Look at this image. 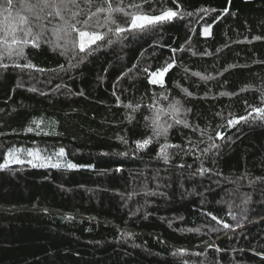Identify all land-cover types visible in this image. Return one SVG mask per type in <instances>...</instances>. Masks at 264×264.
<instances>
[{"label": "trees", "instance_id": "1", "mask_svg": "<svg viewBox=\"0 0 264 264\" xmlns=\"http://www.w3.org/2000/svg\"><path fill=\"white\" fill-rule=\"evenodd\" d=\"M177 2L182 15L172 22L109 33L111 44L97 41L71 67V54L54 47L60 21L47 16L51 9L29 11L38 0H12L5 11L0 0V162L13 147L62 148L75 166L0 170V264H264V120L253 113L227 125L264 107V0ZM80 3L86 12L106 7ZM161 6L176 10L172 0L143 10L159 14ZM20 15L24 28L44 29L23 56L19 45L7 47L24 36ZM112 15L120 26L130 20ZM173 48L183 50L163 85L149 83ZM26 63L35 67L14 66ZM175 101L178 114L169 108ZM157 113L172 125L166 136L153 137ZM33 119L42 120L39 129ZM149 137L146 148L136 147ZM165 143L175 146L165 149L167 162L158 155ZM211 143L218 147L204 153Z\"/></svg>", "mask_w": 264, "mask_h": 264}, {"label": "snow or ice", "instance_id": "2", "mask_svg": "<svg viewBox=\"0 0 264 264\" xmlns=\"http://www.w3.org/2000/svg\"><path fill=\"white\" fill-rule=\"evenodd\" d=\"M83 2L84 4H87L90 7L94 0H83ZM150 3H152V0H139V2H137V0H129V3L126 6L122 7L121 5L123 4V0H115V3L114 0H102V5H106V7H97L95 11L92 12H86L80 3V0H38L37 4L28 5L27 7L29 11H33L37 8L40 12H44L45 9L52 10L51 12L47 13V16L52 17L54 15V17L60 21L58 27L54 29V32L57 34L58 37V42L54 47L62 49L60 52L61 55H67L70 53L71 55L69 59V65L71 67H75L76 64L82 63L88 56H90L94 51H96V49L92 46L96 45L97 48L100 47V45L97 44V41H105L106 36H108L109 33H114L117 37H120L122 34H131L137 30L140 32H147L149 30L155 29L157 26L162 25L164 23L172 22L175 18L182 15L179 11L181 5L177 2V0H172V3L176 6V10L161 6V8L159 9V14L146 13L143 10L144 5ZM228 4H231V0H228ZM11 7L12 0H6L5 11H7ZM127 9H134L135 11L129 12ZM222 11L223 13L227 14L229 9L225 7ZM114 12H123L126 17L130 18V20L126 19L124 22V26H120L119 24H116V20L112 15ZM64 13H69V15L66 16ZM100 13H105L102 19L98 15ZM188 15H191V13H188ZM37 18H39V16H37ZM217 19H219V17ZM18 21L21 25V28L19 30L24 32V36L21 38H17L15 35H13L7 47L9 50H11L12 45H19L16 51L19 55L23 56L24 45L31 43L32 47L39 46V42L44 36V29L42 28L40 32L34 33L31 27L24 28L23 25L26 24L27 21L25 16L22 15L18 16ZM213 23H215V21H213ZM113 24H116L114 29L111 26ZM211 27L212 24H205L202 29L203 33L206 35L210 34ZM101 28H106V31H100ZM29 37H31V41L29 40ZM255 39L258 40L261 39V37H255ZM4 43V40H0V44ZM106 43L111 44L112 40L109 38L106 40ZM182 50L183 49L173 48L171 50L173 52V57L170 58L169 62H167L165 66L158 68L156 71L148 73L149 83L159 82L161 85H163V77L176 66L175 53L177 51ZM81 53L84 55H80ZM72 61H75L76 63L74 64L72 63ZM14 66L29 69L35 67L31 63H26L23 65L16 64ZM0 67H6V65L0 64ZM60 67L63 68L64 66L61 65ZM36 70L41 72L44 71L43 69ZM184 70L185 72H187V69ZM145 71H147V69ZM193 75L200 74L193 73ZM153 77H158L159 80L153 79ZM202 79H211V77H202ZM188 94L191 95V93ZM80 95H83V93H80ZM113 95L115 96L116 93L113 92ZM221 95H224V93H221ZM116 99L117 101H119L120 97L117 96ZM125 107L132 108L133 111H136L140 107V105L137 104L135 107H133L131 104H129L125 105ZM169 108L171 109L173 114H178L180 111L179 101H175L173 104L169 105ZM163 111V109L160 110V112ZM253 113L256 114L257 118L264 120V107H253L251 109V112L248 113V115L238 116L233 119H229L227 122L228 127H233L241 121L247 122L249 118L252 117ZM145 119L147 120L148 117H145ZM41 123L42 120L33 119L31 121V124L36 125L37 129L40 128ZM176 123L179 124L182 123V121L176 120ZM183 123L184 127H189L186 121H184ZM171 127V124L160 123V113H157L152 118L153 137L166 136L168 129ZM25 131L33 132L34 129L29 126L25 129ZM37 134H39V132ZM44 134L47 135L48 133ZM216 138L222 139V133L216 132ZM211 139L212 137H209V140ZM151 142L152 137H149L143 140H138L135 143L138 149H142L146 148ZM168 147L175 146L165 143L161 146L158 152V155H161L166 162L169 159V156L165 152V149ZM217 147V144L211 143L208 148L203 150V152L207 153L211 149ZM27 154L28 156L34 157L35 159H40L38 154H35L31 151H29ZM63 154L64 150L61 148L57 155L63 156ZM23 163H25V161L19 158L15 149H12L5 153L3 162H0V170L7 169L10 164ZM27 163L31 164L32 160H28ZM33 166L35 167L37 165L33 164ZM51 166L58 167V165L55 164ZM67 167L72 168L75 166L72 164H68ZM212 219L215 220L217 224L222 223V221L220 219H217L216 216H213ZM230 227L231 225L223 223V228L227 229ZM209 247H212V245H210ZM217 251H219V249H217Z\"/></svg>", "mask_w": 264, "mask_h": 264}, {"label": "rangeland", "instance_id": "3", "mask_svg": "<svg viewBox=\"0 0 264 264\" xmlns=\"http://www.w3.org/2000/svg\"><path fill=\"white\" fill-rule=\"evenodd\" d=\"M204 34V33H203ZM206 35V34H204ZM19 38V37H18ZM153 79L159 80L158 77H153ZM164 79V77H163ZM155 84H160L159 82ZM15 149L17 151V155L20 159L25 161V164L33 166V164L37 165L35 167H52L51 165L55 164L58 166L67 165V161L65 160L64 156L57 155L60 151H43L42 149L35 148V147H13L10 150ZM9 151V150H8ZM31 151L35 154H38L40 159H35L34 157L28 156V152ZM28 160H32V163H27ZM13 165V164H10ZM43 165V166H41ZM34 167V166H33ZM213 245V244H212Z\"/></svg>", "mask_w": 264, "mask_h": 264}]
</instances>
